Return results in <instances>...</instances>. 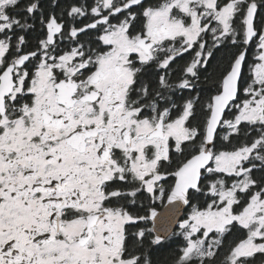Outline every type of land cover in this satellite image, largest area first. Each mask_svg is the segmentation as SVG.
<instances>
[{
	"label": "snow or ice",
	"instance_id": "6c2138e0",
	"mask_svg": "<svg viewBox=\"0 0 264 264\" xmlns=\"http://www.w3.org/2000/svg\"><path fill=\"white\" fill-rule=\"evenodd\" d=\"M0 264H264V0H0Z\"/></svg>",
	"mask_w": 264,
	"mask_h": 264
},
{
	"label": "water",
	"instance_id": "95a60500",
	"mask_svg": "<svg viewBox=\"0 0 264 264\" xmlns=\"http://www.w3.org/2000/svg\"><path fill=\"white\" fill-rule=\"evenodd\" d=\"M168 207H167V201L164 205V207L161 210H157V212L160 214L158 217V220L163 221L165 215L167 214Z\"/></svg>",
	"mask_w": 264,
	"mask_h": 264
},
{
	"label": "flooded vegetation",
	"instance_id": "af4514ba",
	"mask_svg": "<svg viewBox=\"0 0 264 264\" xmlns=\"http://www.w3.org/2000/svg\"><path fill=\"white\" fill-rule=\"evenodd\" d=\"M165 203H166V200L163 201V202L157 201L156 205H155L156 206V210H161L164 207Z\"/></svg>",
	"mask_w": 264,
	"mask_h": 264
}]
</instances>
